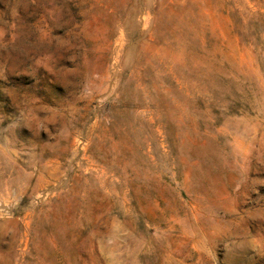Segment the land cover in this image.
<instances>
[{
  "label": "rangeland",
  "instance_id": "1",
  "mask_svg": "<svg viewBox=\"0 0 264 264\" xmlns=\"http://www.w3.org/2000/svg\"><path fill=\"white\" fill-rule=\"evenodd\" d=\"M10 122L0 264H264V0H0Z\"/></svg>",
  "mask_w": 264,
  "mask_h": 264
},
{
  "label": "clouds",
  "instance_id": "2",
  "mask_svg": "<svg viewBox=\"0 0 264 264\" xmlns=\"http://www.w3.org/2000/svg\"><path fill=\"white\" fill-rule=\"evenodd\" d=\"M17 127L18 124L16 122H10L8 130L12 133V135L5 137L3 140H0V150H2L9 159L13 158L14 154L20 152L15 148V140L13 139V132ZM24 155L31 156V153L24 152ZM209 254H211L210 251ZM130 264H138V260L133 257L130 261Z\"/></svg>",
  "mask_w": 264,
  "mask_h": 264
}]
</instances>
